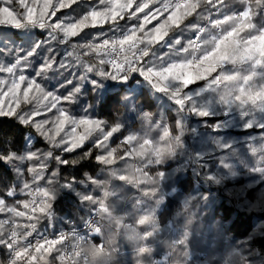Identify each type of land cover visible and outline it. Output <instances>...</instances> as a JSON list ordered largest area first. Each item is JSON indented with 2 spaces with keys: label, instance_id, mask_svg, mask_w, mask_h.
Masks as SVG:
<instances>
[{
  "label": "rangeland",
  "instance_id": "obj_1",
  "mask_svg": "<svg viewBox=\"0 0 264 264\" xmlns=\"http://www.w3.org/2000/svg\"><path fill=\"white\" fill-rule=\"evenodd\" d=\"M93 1H82L79 9L73 10L68 17V23L78 22L93 8L103 10L105 5L100 4L99 0ZM171 1L156 2L144 11L150 13ZM232 1L239 12L246 10V6L242 5L244 0L239 3ZM12 7L16 12L23 11L18 0H14ZM233 7L229 9L227 0H224L219 14L209 21L211 5L207 3L203 9L198 8L196 13L185 17L178 27L169 22L165 25L168 29L165 42L172 45L171 49L157 43L153 46L150 59L159 54L168 61L170 57L179 59L174 53L187 47L195 36L201 35L199 29H203L206 24L201 41L219 35L222 29L213 27L212 22L232 15ZM145 13H141L140 18ZM170 14V10L164 12L144 27L154 26L156 20L161 24ZM263 24L264 19L255 23L251 31H264ZM96 26L98 24L88 27ZM229 27L225 24L224 30L228 31ZM244 35L247 36V33H241V36ZM62 39L61 35L59 40ZM177 39L179 44L175 43ZM67 44L68 52L69 47L76 43ZM256 47L264 54V44ZM86 49H76L78 53H83L79 59L87 57ZM228 52V44L218 46L216 58L200 67L205 79L193 81L187 86L179 81L173 82V85H179L182 89L184 106L178 104L170 94L158 91L148 81L151 86L145 92V101L150 107L136 110L132 105L129 109L128 115L133 116L136 125L127 124L130 125L127 131L124 130L126 125L115 126L117 131L107 140L104 139L106 132H99L98 139L103 134L100 140L97 139L102 151L109 147L102 156L111 159L112 163L108 164L111 168L104 169L101 173L103 176L96 179L100 188L93 204H99L108 225L101 232V243L94 246L91 242L84 243L87 264H224L221 262L226 253V247L222 245L224 237H221L216 222L204 212L205 205L199 200L198 184L207 183L209 179L232 192L227 186V178L249 177V185L260 182L264 186V108L242 105L236 101L225 103L221 99L234 100L240 95L238 83L242 84L243 78L247 76L252 77L247 87L255 91L264 90V64H256L252 60L240 63L223 61ZM231 52L235 56L236 49H231ZM91 54L94 61L100 64L101 57L96 55V51ZM157 64H148L147 67L155 66L158 69ZM237 74L241 77L238 83H225L222 79L225 75ZM13 76L18 77L19 74L14 72L11 79ZM215 76L218 83L210 86ZM164 83L161 81L162 85ZM201 111L208 114L202 116L199 114ZM177 124H182L183 129ZM118 134L121 136L120 148L125 151L115 155L110 144ZM128 136L135 139L129 142ZM199 165L205 168L207 179L199 176L202 175ZM188 175L194 183L189 180L191 186L188 183L189 187H186L181 180ZM234 202L237 203V199ZM5 205L10 208L8 203L5 202ZM170 205L177 209L173 220L166 224L163 211Z\"/></svg>",
  "mask_w": 264,
  "mask_h": 264
},
{
  "label": "trees",
  "instance_id": "obj_2",
  "mask_svg": "<svg viewBox=\"0 0 264 264\" xmlns=\"http://www.w3.org/2000/svg\"><path fill=\"white\" fill-rule=\"evenodd\" d=\"M82 1L78 0L69 7L57 10L50 22L63 21L67 24L68 17L73 13V10L79 9ZM235 1L239 3L240 0ZM93 2H97V0ZM148 2L149 7L145 11L159 1L148 0ZM233 2L227 0L228 8L234 6L233 14H239L238 8H235L237 5H234ZM140 3L142 0H136V5ZM206 4L207 0H200L199 8L203 9ZM248 4H251L254 13L252 21L258 24L260 20L264 19V11L259 9L256 0H244L242 5L247 7ZM122 23L123 21L117 18L115 22L109 20L102 25L98 23L96 27L83 28L77 36L71 37L68 42L84 45L91 38L98 39L117 31ZM47 33L48 29H39L38 27L16 29L0 25V68L6 69L12 66L17 59H20L21 64L16 68L15 73L25 75L27 79H34L45 92H52L55 96L61 97L57 104L58 109H63L70 118L77 120L87 118L100 121L101 124L79 147L71 152H65L63 145L55 147L44 140L34 127L36 121L52 120L58 116L57 109L47 111L41 107L40 114L34 116L33 123L29 125H23L15 116H0V199L8 203L10 208L27 211L20 203L30 201V195L22 191L23 185L27 183L31 188L33 186L48 188L54 192L55 196L50 215L45 217L37 213L36 216L39 218L34 217L33 221L40 231L54 233L68 226L69 220H74L78 225L84 223L99 205L94 206L95 204H93L100 188L96 179L103 176L101 173L104 169L111 168L110 165L97 160V157L109 150L108 147L103 152L101 145L98 144L99 132L102 130L106 133L110 132L113 127L121 124L126 125L124 130L127 131L130 126L127 124L136 125L137 121L132 119L133 116L128 115L129 109L133 107L132 105L136 110H146L150 107L145 101V92L149 90L151 84L149 85L139 72L133 73L127 79L101 77L98 74L100 70L105 72H112V70L107 63L101 65L94 61L91 53L94 54L95 51L86 49L88 55L81 59H79L81 56H76L78 50L69 56L66 50L68 44L60 43L59 40L63 33H57L56 40H52ZM136 35L140 36L141 34L136 33ZM38 41L42 42L41 47L36 49L32 56L26 60L23 59ZM152 52L153 48L151 47L147 58H150ZM45 61L51 62L52 67L40 72ZM61 64H64L65 67H60ZM89 66L93 67L92 72L87 71ZM147 66L146 62L142 61L136 67H145L147 70ZM38 72H40L39 75H37ZM0 79L10 81L11 74L6 71L0 72ZM3 87L7 91V85ZM25 87L26 83L21 86V91ZM77 88L80 89V92L75 91ZM29 95L31 96L33 93H29ZM70 95L72 96L71 100L63 99ZM5 101L9 103L7 97H5ZM16 111L32 113L36 111V102L25 103L21 100ZM46 127L51 128L52 125L48 124ZM71 127V123H67L65 132L71 131ZM76 133L84 135V126L78 127ZM63 136L64 132H61L60 136L56 137L57 142ZM102 136L103 134L101 138ZM119 140H121L120 134L116 135L110 144L112 153L115 155L125 151L120 148ZM49 151L52 152L51 157L46 156ZM31 152L37 153L40 158L16 159L11 162L3 158L10 154L27 156ZM57 156L68 163H59L55 159ZM41 163L47 166L42 172L43 179L34 182L33 178L40 171ZM29 169H36L37 172L29 171ZM204 171L205 168L199 165V172L204 175ZM53 172L56 173L55 176H52ZM202 175L199 176L207 179L205 175ZM49 179L52 180L51 184L47 183ZM189 180L194 183L190 175L181 181L183 185L189 187L188 183L191 186ZM207 180L210 183H196L200 186L198 188L200 191L199 200L205 205L204 212L216 222L221 237H224L222 245H225L226 253H224L221 262L224 264H264V186L262 183L249 185V177L227 178V186L232 191L228 192L225 187L215 185L209 179ZM9 191H14L15 195L8 196ZM85 195L92 197V200L85 201L83 199ZM236 199L237 203L234 202ZM176 209V206L171 205L165 207L163 217L166 215L164 218L167 220L166 224L173 220ZM4 216L23 218L7 211L0 213V218ZM3 232L7 235L5 225H3ZM93 241L101 243V238L94 237ZM61 251L60 243L54 245L51 252L38 253L37 260L33 264H63L60 261ZM8 252L9 250L6 248L0 247V253L5 259Z\"/></svg>",
  "mask_w": 264,
  "mask_h": 264
},
{
  "label": "snow or ice",
  "instance_id": "obj_3",
  "mask_svg": "<svg viewBox=\"0 0 264 264\" xmlns=\"http://www.w3.org/2000/svg\"><path fill=\"white\" fill-rule=\"evenodd\" d=\"M4 6H0V25H7L14 27L16 29H28L31 27H38L39 29H48L47 35L52 39H57V33H63V39L60 43H68L71 37L78 35L84 27L95 26L96 24H103L106 21L115 22L117 17L122 18L124 14L128 13L132 8L134 0H99L100 4L105 5L103 10H97L93 8L87 15L83 16L78 22L64 23L59 21L56 23H51L50 20L56 15L57 10L65 7H69L72 3H76V0H18L22 12H16L13 10L14 0H0ZM217 3L223 5L224 0H216ZM207 3L215 7L213 0H207ZM256 4L259 9L264 8V0H256ZM149 7L148 0L136 5V10L131 12L130 15L135 17L137 12H144L146 8ZM200 7V0H178L174 4L165 3L162 8H157L150 13H145L143 20L138 26H133L127 30L121 37L112 38L111 40H103L101 45L88 44V45H71L72 51L67 52V55L71 56L74 54L78 47L87 48L91 51L98 52L100 58V64L105 63L111 64L113 71L105 72L100 70L98 74L101 77L111 78V79H127L133 73L139 72L147 81H149L158 91L170 94L177 103L181 106L185 104V98L182 95V89L179 85H173V82L179 81L183 85H190L193 81L205 79V74L200 71V67L205 63H211L218 54V46L223 47L225 44L229 45V52L223 61L231 62H243L252 60L256 64H264V54L257 50L258 44H264V31L259 33H254L251 30L255 27L252 23V16L254 15L251 4H248L246 10L240 12L239 14L225 15L223 20L217 19L212 22L213 27L222 29L219 35H214L211 39H206L201 41V43H196L195 40L190 41L187 47L176 51L174 55L179 57V59L169 58V61H164L163 57H159L161 64L159 68L147 67H135L139 64L140 60L148 56L149 48L154 44L160 43L161 47H168L171 49L172 45L165 42V37L168 35V29L165 25L171 22L172 25L179 26L185 17L191 16L197 12ZM170 10L171 14L167 16L158 27L152 28L148 32H144V25L153 19H156L159 15ZM217 8V11H220ZM230 25L228 31L224 30V25ZM202 33L204 29H199ZM137 32H144L143 36H137ZM241 33H247V36H241ZM200 37L197 36L196 40ZM163 42V43H161ZM176 44L180 41L177 39ZM42 42L38 41L33 45L31 51L27 52V55L23 59H27L32 56L36 49L41 47ZM143 45V47H141ZM236 49V54L233 56L231 49ZM153 55H155L153 53ZM103 57H109L105 59ZM222 61V62H223ZM150 63H152L150 61ZM21 64V60L17 59L15 63L5 68H0V72L6 71L9 74H14L16 68ZM166 65V66H165ZM52 67V63L45 61L44 66L40 69V72H44ZM60 67H65L61 64ZM88 72L93 71V67L89 66L87 68ZM37 73V75L40 74ZM220 73L217 75L219 76ZM217 76L213 77L210 86H215L217 81ZM225 83L234 82L238 83L241 81V77L237 75H225L222 77ZM252 79L251 76L243 78V83H238V91L240 95L232 99L221 98L225 103H232L233 101L239 102L242 105H255L264 108V90L255 91L247 87L248 81ZM161 81L165 82L163 85ZM26 83V87L21 91V86ZM7 85V91L4 87ZM243 85V86H242ZM76 92H80L77 88ZM33 93V95H29ZM10 94V95H9ZM5 97H7L9 103H6ZM49 98H51L49 100ZM65 100H71L72 96L64 97ZM21 100L25 103L36 102V111L32 113H18L16 111L19 108ZM61 100V97L55 96L52 92H45L44 89L34 80L27 79L25 75L21 74L18 77L13 76L9 81L7 79H0V116H15L20 123L23 125H29L33 123V117L39 115V109L44 107L47 111L52 109H57L59 115L52 120H42L36 121L34 123L35 130L44 138V140L53 144L55 147H63V151L71 152L77 147H79L84 140L88 138L94 129L100 127L101 122L92 119H74L66 115L63 109H58L57 104ZM48 103L45 104L44 102ZM200 115H207V112L201 111ZM71 123V131L65 132V125ZM51 124L52 127L48 128L46 125ZM80 126H84L85 134L77 135L76 129ZM178 127L183 129L182 124H177ZM117 128L114 127L110 132L106 133L104 139L107 140L112 133L116 132ZM61 132H64V136L61 137L60 141L57 142L56 137L60 136ZM182 135V132H181ZM135 138L132 136L127 137V141L131 142ZM255 151V149H253ZM131 153V152H130ZM111 153H109V156ZM47 157L52 156V152L46 153ZM6 161H13L16 159L31 160L33 158L39 159V155L35 152L29 153L27 156H17L15 154L7 155L3 157ZM55 159L61 164H67L68 161L62 160L59 156ZM97 160L103 161L105 164H111V159L105 158L103 156L97 157ZM46 165L41 163L40 171L37 172L36 169H29V171L37 172L34 176V182L39 179H43L42 172L46 169ZM56 173L53 172L52 176ZM162 176L163 173H160ZM94 182V181H93ZM47 183L51 184L52 180L49 179ZM22 191L26 192L27 195L32 196L30 201L20 202L23 204L24 209L27 211H17L16 208H8L5 205L4 200L0 199V213L9 212L14 213L15 216L25 217L31 221L34 217L37 219V213L47 217L50 215V210L52 207V201L55 199L54 192L50 191L48 188H37L32 189L27 183L23 185ZM8 196L15 195L14 191H9ZM39 195L41 199L37 200L36 196ZM85 201L92 200V197L85 195L83 197ZM5 221L0 220V247L9 250L11 255V264H16L17 259L25 257L28 264L32 261L37 260L36 255H32L29 249L35 250L36 253L51 252L53 246L59 244L65 236H61L57 239H45L41 237L33 245L31 242L25 244L22 248L18 247L17 231L15 228L10 232V234L5 235L3 232V224ZM29 227L31 231L25 234L31 236L33 231L36 230V225L34 223L25 225ZM62 259V257H61Z\"/></svg>",
  "mask_w": 264,
  "mask_h": 264
},
{
  "label": "built area",
  "instance_id": "obj_4",
  "mask_svg": "<svg viewBox=\"0 0 264 264\" xmlns=\"http://www.w3.org/2000/svg\"><path fill=\"white\" fill-rule=\"evenodd\" d=\"M175 2H178V0H172L170 3L174 4ZM213 3L216 5L213 7L211 5V14L209 15V21L212 20L214 15H218L220 11H217V8L221 9V4L217 3L216 0H213ZM264 11V8H262ZM204 26V31L205 27ZM204 31L199 35L200 39L196 40V37H194V40L196 43H201V37ZM125 32V30H117L113 33L107 34L103 37H100L98 39H89L88 44H95V45H101L103 40L112 38H119L121 37ZM143 47V45L141 46ZM72 51L71 46L68 49V52ZM76 53V51L74 52ZM96 55H98V52H96ZM81 56L83 57V53L80 51L77 54V57ZM105 59H109V57H104ZM145 61L148 65L150 62V58H147V56L143 57L140 62ZM139 62V63H140ZM108 67L113 71L111 64H108ZM138 64L135 65V67ZM32 189H37L36 187H32ZM37 200L40 199L39 195L36 196ZM32 199V196H30V200ZM101 207L98 206L87 218V220L78 225L74 220H69L68 226L63 227L56 232H47V231H40L37 227L36 230L33 231L31 236H27L25 238V234L28 231H31L29 227H25V225H29L34 223L33 219L31 221L28 220L27 216L23 218H9V217H1L0 220L5 221L3 225L7 228V235L10 234V232L15 228L17 231V239H18V247H23L25 244L31 242L33 245L37 240H40L41 237H44L45 239H57L61 237L62 235L65 236V238L60 242L62 245V251L60 256V261L63 264H87L88 258L85 252L84 243L85 242H92L94 237L100 236L101 232L106 229V226L108 225L107 221L103 217V215L100 212ZM35 224V223H34ZM30 254L36 255L38 253L35 252L34 248L29 249ZM62 257V259H61ZM35 261H32L31 264H33ZM0 264H11V255L8 252V255L6 259L4 258L3 254L0 253ZM16 264H28V261L25 257H21L17 259Z\"/></svg>",
  "mask_w": 264,
  "mask_h": 264
},
{
  "label": "crops",
  "instance_id": "obj_5",
  "mask_svg": "<svg viewBox=\"0 0 264 264\" xmlns=\"http://www.w3.org/2000/svg\"><path fill=\"white\" fill-rule=\"evenodd\" d=\"M158 1L161 2V1H166V0H158ZM132 7H134V8H132V10H129L128 13L124 14L122 18L117 17L119 20L123 21V23L121 24V26H120V28H119L118 30H122V29H123V30L127 31L129 28H131V27H133V26H138V25L141 23V21L143 20V17H144V16H142L141 18H138L142 12H137L135 17H133V16L130 15L131 12H133V11L136 10V0H134V3H133V6H132ZM133 9H134V10H133ZM139 20H140V21H139ZM138 21H139V22H138ZM156 21H157V22H155V24H153L154 26H152V24H151L149 28L144 27V32H148V31H150L152 28L157 27V26L160 24V22H159L158 20H156ZM101 25H102V24H101ZM125 25H128V26H127L126 28H124ZM147 29H148V30H147ZM144 32H137V34L139 33V34H141L140 36H143V35H144ZM155 45H157V43L154 44L153 46H155ZM153 46H152V48H153ZM159 53H160V52H159ZM159 57H163L164 61H168V59H166V58H165L164 56H162L161 54H159L158 57H154V58L150 59V61H151L152 63H158L157 66H160L161 61H160V59H158ZM177 58H179V57H177ZM155 59H156V60H155ZM154 60H155V61H154ZM152 63L149 62V64H152ZM165 66H166V65H165ZM99 237L101 238V234H100ZM93 242H94V241L91 242V243H92L91 245H92V246L96 245V243H93ZM91 245H90V246H91ZM90 246H89V247H90ZM92 251H93V249H92Z\"/></svg>",
  "mask_w": 264,
  "mask_h": 264
}]
</instances>
